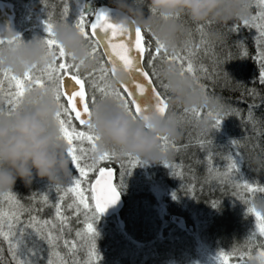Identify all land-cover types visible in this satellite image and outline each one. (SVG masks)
<instances>
[{
    "label": "trees",
    "instance_id": "1",
    "mask_svg": "<svg viewBox=\"0 0 264 264\" xmlns=\"http://www.w3.org/2000/svg\"><path fill=\"white\" fill-rule=\"evenodd\" d=\"M0 2L11 6L15 31L25 43L32 40L33 37L46 38L47 34L43 30L44 21L51 20L54 28L63 25V13L66 7L69 10L70 19L83 11L82 6L84 5L86 6L84 10H87L83 11L85 15L94 14L98 10L109 7V0H0ZM175 23L183 28L184 34L178 40L175 51L167 52V55L172 56L173 54H180L186 58H191L196 69V75L199 79H193L192 76L187 73L185 75L194 82L195 86L200 89L202 94L216 101V106L211 111L217 110L221 104L231 105L233 109H239L243 119L240 115H233L223 120L225 125H227L226 127L229 128L227 121L233 117L238 118V128L232 132L229 130L226 131L225 135H228L227 139L223 138L221 141L215 135H204V138H201L194 135L196 129L189 121L185 120L181 110L176 109L177 114L181 118V136L175 141L168 139L166 142L161 141L162 150L169 153L167 160L162 162V165H144L141 160L132 157H120L113 160L110 164L107 162L104 164L105 167H111L115 170V185L124 201V207L117 215L122 221V233H118L116 229H102L99 224L94 222L97 235L95 237L84 235V227L89 218L84 215L81 217L80 215L79 220H77L72 216L71 211L66 210L65 214L71 218V227L73 229L70 234L66 233V236L75 238L78 247L70 253L68 249L64 247L63 239L59 241L58 245L50 247L46 241L32 234V229H27L31 236L30 238H26L25 243L29 247L34 243L42 249L38 257L39 264H47L49 258L54 261V264H131L132 257L130 250H132V244L136 241L140 243L142 239L151 236L150 239H147L143 243V246L137 253L139 257H142L141 254L146 251V245L152 242V239L153 241L155 239L157 240V235L155 234L156 225L152 223L151 219H149L150 215H148L153 213L152 209L154 210L156 204L153 197L146 194V183L150 179L152 181L163 182L167 193L171 196L165 200L167 214L177 215L187 220V212H181L179 207L182 204V195L188 194L187 196H190V194L189 190L180 192L177 187L176 183L179 182L181 178H179L178 169L174 163L178 161L180 156L179 153H188L189 155H187L188 159H186V163H192L194 168L198 165H203L206 168V172H209L206 159L208 152L202 149L200 145V141L203 139L212 140V144L208 147H210L213 154L216 168L220 173H223L226 171V164L222 163L223 151L228 145H231L230 142L232 140H237V146L232 147L235 148V150L238 148V152H236L245 158L244 152L246 149L242 148V146L245 139L248 138L249 151L252 153V158L248 161H246V159L243 162L241 161L242 172L244 178L250 183L258 184L253 178H246V169L244 167L250 164L252 169H260L259 172L262 176L258 185L264 186V103H262V101H264V85L259 82L258 78L260 69L257 66L255 53L253 51L256 40L255 35H253L254 33L249 28H242L239 33L227 31L229 26L240 25L241 21L229 22L227 25L223 26L211 22L193 24L187 16H181ZM201 25L205 26L203 30L198 28V26ZM210 32L218 33V38H210ZM146 33V39L152 40L153 47H155L152 34L150 32ZM239 41H242L243 45L239 44ZM244 49H246V54H244ZM100 53L99 50L97 55ZM164 55L165 53L162 51L161 59L157 60L158 66L162 63H167L162 62ZM93 60L96 65L97 61L95 59ZM217 60L220 62L218 65L219 75L216 77V80L213 81L205 76V70L211 72ZM56 62L59 63L60 60L58 59ZM145 67L146 70L150 71L147 64H145ZM44 68L45 66L37 67L32 69V72L35 75H40ZM79 71L81 74L89 73L82 72L80 69ZM3 72L5 71L0 70V74ZM10 73L15 74L13 72ZM224 73H227L228 76L225 77ZM15 75L18 77L22 76ZM153 79H155V77ZM0 81L3 82V91H0V110H3L4 115H7V112L11 108L9 104V93L15 90V82H12L10 85L8 79L3 75H0ZM159 81L161 80L159 79ZM44 82L46 84L47 81L45 80ZM200 83L206 86V91L199 86ZM32 87L34 88V85H32ZM250 90H255V95H250ZM161 91H163V89H161ZM91 94L90 92V95ZM166 95L168 100V93ZM95 96L97 101L100 100L101 94L99 92H95ZM249 105H255L252 113L253 119H249L250 125L246 123L242 124V120L246 121L249 116ZM202 111L204 113L210 112L209 110ZM221 114L223 115V113ZM194 118L197 120L206 118L208 120L210 117L205 115L203 117ZM208 123H210L209 120ZM183 130H185V133H188V135H185ZM208 130L213 129L212 127H208L204 132ZM184 149H186V151ZM227 150L229 149L227 148L226 151ZM242 150H244V152ZM136 160H138V164L145 169L147 178L143 177L141 172L135 167L134 163ZM166 163L173 166L171 172L169 168L164 167ZM121 164L124 165L123 168H121ZM124 171L131 172L130 174L126 172L123 177L120 178V173ZM172 172L176 173L175 177L172 175ZM194 173H197V169H194ZM90 175L94 179L96 173ZM123 181H125V184L127 183V186L125 185L126 187L123 186ZM130 181L133 182L132 185L128 183ZM140 184H145V187L140 188L138 186ZM221 187L222 190L210 185L202 187L201 191L208 197L202 206L205 207L203 213L205 217L202 218V221L206 225L205 231L210 244L218 247V249L225 253H235L236 255L230 258V261L235 264L236 261L237 263L241 261V258L242 260H247L246 257L252 254V250L248 251L245 248L250 244L256 245L259 240H255V238L249 239L252 235V227L250 225L251 217L248 218L250 215L246 214V203L239 197L233 198V190L231 191L226 183H223ZM48 188L49 187L42 181H34L30 188H26L20 181H17L12 191L0 193V218L5 222L4 231H7L8 217L16 210L15 204L7 199L9 192L12 193L20 204L26 207L35 205L36 208L43 209L42 211L33 212L32 214L38 215L42 220H54L55 209L52 205L62 193L58 194L55 188L52 187V190L48 191ZM45 192H47L49 196L47 204H44L42 201V196ZM238 192H242V188L238 189ZM173 194H175V198H173ZM256 194L260 196L259 201L254 199L256 202L264 201V193L258 191ZM256 194L254 197H258ZM33 196H35V199H32ZM244 196L245 199H248L247 193H244ZM211 197H216L214 201L218 202L215 208L211 206ZM231 198L235 200L233 204L230 203ZM131 199L133 201H131ZM69 202H71L70 196L65 198L64 203L67 204ZM193 202L201 203L200 200ZM194 204L195 203H193V205ZM207 208L211 210V215L206 213L208 211ZM137 210L142 212L141 216L134 215ZM192 210H196L198 218L201 217L202 213H199V209ZM231 210L235 212L234 215L231 214ZM166 218L168 219L167 216ZM114 219L115 216L110 220ZM152 219H156V216L152 217ZM21 220L26 223L28 220V213H25L21 217ZM187 224H189L188 220ZM170 227L176 226L170 225ZM149 228H151V230L147 233ZM77 229L82 233V240L80 237H75V230ZM178 232L182 233V231ZM125 234L127 237H124ZM116 236H119V238L121 237V239H115ZM163 236L166 235L164 234ZM123 239L126 243H124ZM116 240L120 243H116ZM153 246L154 245H151V247ZM179 246V248H181V244ZM178 254H180V252ZM241 254H243V257H241ZM0 264H16L12 259L8 242L4 241L2 238H0Z\"/></svg>",
    "mask_w": 264,
    "mask_h": 264
},
{
    "label": "snow or ice",
    "instance_id": "2",
    "mask_svg": "<svg viewBox=\"0 0 264 264\" xmlns=\"http://www.w3.org/2000/svg\"><path fill=\"white\" fill-rule=\"evenodd\" d=\"M258 4L260 10L256 16H253L251 20H242L240 25L229 26L227 31L239 33L242 28L251 29L255 27L257 29L259 32L257 37L258 59L261 69L259 82L264 85V23H254L257 20L264 22V0H258ZM63 15V25L75 29L82 35L88 46L89 56L97 61L92 72L80 73L79 65L72 63L63 48L57 45L54 39V25L51 20H48L43 22V30L47 34L43 43L46 46L47 55L52 57L51 63L45 65L40 75H35L32 70L24 72L19 77L11 74L10 71L0 74L8 79L10 85L15 82V90L9 93L11 108L7 112V116H11L18 109L27 93L35 90L32 87L33 83L40 89L51 87L54 90L55 101L59 107L57 124L60 136L67 145L66 155L71 162L74 173L79 174L76 176L72 173V179L67 187L58 186L55 188L57 193L62 192L63 195H60L52 205L55 209L54 220H42L38 215L32 214L33 212L42 211V208H36L35 205L26 207L20 204L11 192L8 193L7 199L15 204L16 210L7 219V231H4L5 222L0 218V238L8 242L12 259L16 264H39L38 257L42 249L34 243L31 247L25 243L26 238L31 236L27 229H32V234L46 241L50 247L58 245L59 241L63 239L64 247L71 253L78 247V244L75 238L66 236V233L70 234L73 229L71 218L65 214V211H71L77 220H79L81 214L88 216L89 220L84 227V235L95 237L97 234L94 222L109 207L114 206L119 201L117 186L112 182L113 170L111 167L104 166L105 162L110 164L117 156L114 152L107 151L97 155L96 143L99 138L94 134L89 123L91 106L97 102L95 92L101 94L100 99H112L128 116L135 120L149 111H156L161 115L166 113L168 107L167 89L164 83L159 81L157 71V60L161 59L162 51L165 53L162 62L176 64L182 75L187 73L193 79H199L190 57L186 58L180 54L168 56L163 45L156 41L153 35L155 47H153L152 40L146 39V32L141 31L139 28L126 27L123 22H113L109 11L106 9L98 10L90 15H85L81 11L70 19L69 10L66 7ZM173 19L177 21L179 17ZM198 28L203 30L205 26L201 25ZM20 39V37H17L18 42ZM3 42V40H0V44ZM238 43L243 45L242 41ZM99 50H102V52L97 55ZM243 51L246 54V49ZM57 55L63 62H56ZM219 63V60H217L211 72L205 70V76L208 79L216 80L219 75ZM145 64H147L150 71L146 70ZM117 71L125 73L126 82L118 88L112 89L109 81ZM224 75L225 77L228 76L227 73H224ZM154 77L155 79H153ZM199 86L206 91V86L203 83H200ZM0 91H3L2 81H0ZM249 94L255 95V90H250ZM254 107L255 105H249L248 119L250 120L253 119ZM193 115L197 118L207 115L212 120V129L217 131L220 129L222 121L228 116L240 115L243 119L239 109H233L231 105L225 104L219 105L217 110L208 113L194 111ZM0 116H4L3 110H0ZM166 140L167 138L162 139L165 142ZM211 144V139L200 141L201 148L208 152L206 159L209 174L217 172V178L221 182L235 183L238 188L242 186V192H237L235 195L244 199V202L248 205L246 214L254 219L255 231L249 239L264 237V215L257 212L251 200L245 199L244 196V193L251 194L256 191L264 193V186L252 184L240 174L238 161H243V157L238 153L229 154L226 158L228 160L226 171L220 173L208 147ZM230 144L237 146L238 141L232 140ZM135 163H138V160ZM123 167L124 165L121 164V168ZM164 167L169 168L170 172L173 168L172 165L167 163ZM126 172L130 174L131 171L121 172L120 178ZM95 173H98V177L95 178V183H93V177L90 174ZM234 174L240 175L237 177ZM172 175L175 177L176 173L172 172ZM51 190V187H49L48 191ZM69 195L71 202L65 204V198ZM173 198H175V194H173ZM32 199H35V196ZM42 201L44 204L48 203L49 196L47 192L43 194ZM217 205L218 202L216 201L211 204L214 208ZM81 208L84 210L83 213H81ZM25 213H28L26 223L21 220ZM75 237L83 239L79 229L75 230ZM235 255V253L221 251L217 258V264H229L230 258ZM254 258L259 260V264H264V248ZM47 264H54V261L49 258Z\"/></svg>",
    "mask_w": 264,
    "mask_h": 264
},
{
    "label": "clouds",
    "instance_id": "3",
    "mask_svg": "<svg viewBox=\"0 0 264 264\" xmlns=\"http://www.w3.org/2000/svg\"><path fill=\"white\" fill-rule=\"evenodd\" d=\"M249 0H109L108 11L113 22L150 32L167 52H174L183 28L174 17L187 16L193 24L229 22L247 19ZM219 34L210 32V38ZM19 34L4 31L0 44V70L17 75L51 63L43 43L44 38L33 37L25 43ZM54 39L70 61L82 72H91L95 61L82 35L66 25L54 28ZM158 77L168 93V110L164 115L149 111L133 120L112 99H100L91 106L89 123L99 138L97 155L114 152L117 158L132 157L144 165L161 164L169 153L161 148L163 138L175 141L181 136L180 109L185 120L200 132L209 127L208 120L194 118V111L213 110L216 101L207 97L194 82L171 63L158 66ZM126 82V75L117 71L109 83L112 89ZM59 107L51 87L30 91L11 116H0V193L12 191L20 181L30 188L34 181L47 187L62 186L71 178V162L67 145L61 139L57 124ZM257 212L264 215V201L256 202ZM251 264H256L255 259Z\"/></svg>",
    "mask_w": 264,
    "mask_h": 264
},
{
    "label": "rangeland",
    "instance_id": "4",
    "mask_svg": "<svg viewBox=\"0 0 264 264\" xmlns=\"http://www.w3.org/2000/svg\"><path fill=\"white\" fill-rule=\"evenodd\" d=\"M85 5L82 6V10L83 11H87L84 10L85 9ZM260 10V6L258 4V0H249V5H248V9H247V19L251 20V18L253 16H256L257 12ZM82 11V12H83ZM242 21V20H239ZM254 23H264L262 21H255ZM255 35L256 40H255V44H254V53H255V59H256V63L257 66L260 69V61L258 59V44H257V37L259 36V32L257 31V29L255 27H252L250 29ZM60 60V62H63V60L57 55L56 57V61ZM261 70V69H260ZM260 73V72H259ZM259 78V77H258ZM46 80V79H45ZM47 83V82H46ZM34 85V89H40L38 88L35 84ZM210 121L209 123V127H211L212 124V120L211 118L208 119ZM239 119L238 118H230V120L227 121V124H229V128H227L225 125V122L222 121L220 129L217 130H208L207 132H200V131H195L196 133L194 135H197L201 138H204L203 136H211V135H215L217 136L220 141L224 138L227 139L228 135L226 134V131H235L238 126H239ZM251 124L249 119L247 118L246 121L242 120V124ZM186 130V129H185ZM185 130H183V132L185 133ZM185 135H188V133H185ZM210 148V147H209ZM229 149L226 151V149ZM227 148L223 151L224 155H222V163L226 164L228 163V160L226 159L230 153H237L238 152V148H233L232 145H228ZM242 148L246 149V151L244 152V150H242L245 153V158H243V161L246 159V161H248L250 158H252V153L249 151L250 147H249V139L246 138L245 142L242 146ZM186 151V149H184ZM237 151V152H236ZM179 159L176 163H174V165L177 167L178 169V175L179 178H181V180L179 182L176 183L177 187L179 188L180 192H184L189 190V194L190 196L182 195V204L180 205V211L181 212H187V216H188V223L187 224V220H185L184 218L177 216V215H169L167 214V209L165 206V200L168 199L169 194L167 193V190L163 184V182L160 181H152L151 179L146 183V194H149L153 197V199L155 200V208L154 210L152 209V214H148L150 215L149 219H151L152 223L154 225H156V232L155 234L157 235V240L155 239L152 242L148 243L146 246V251H144L141 255L142 257H139L137 255V253L139 252V250L141 249V247L143 246V243L147 240L150 239L151 236H148L147 238L142 239V241L139 242H134V244H132V250H130L131 252V264H217V258L219 256V253L221 252L220 249H218V247L212 246L210 244V242L207 239V235H206V225L203 223L202 218H204L205 216L203 215L204 211H205V207H202L204 204V201L208 199V197L206 196V194L204 192H202V187L203 186H214L215 188L221 189L222 190V185L223 182H221L218 178H217V172H212L211 174H209V172H206V168L203 165H198L197 167L194 168V166H192V163H186V159H188L187 155H189L188 153H179ZM242 161V162H243ZM239 163V168H240V174L244 177V174L242 172V163L241 161H238ZM135 167L138 169L139 172H141V174L143 175V177L147 178V173L145 171V169L139 165L138 163H134ZM246 169L245 171V176L246 178H253L254 181L256 183L259 184L260 178H261V173L259 172L260 169H252V167L250 166V164L246 165L244 167ZM71 169H72V173H74V169L71 165ZM194 169H197V173L198 175H196L194 173ZM182 173V175H181ZM76 176H78V173H74ZM240 174H234L237 177ZM145 178V179H146ZM72 179V176L70 179H68L61 187H67L68 184L70 183ZM129 184H133V182H128ZM208 183V184H206ZM198 184V186H197ZM217 184V185H215ZM127 183L125 184V181H123V186L126 187ZM227 187L232 191L233 190V198L237 197L235 195V193L238 192V189H241L242 186L240 188H238L236 186L235 183L229 182L226 183ZM140 188H144L145 184H140L138 185ZM197 187V188H196ZM230 191V192H231ZM258 191L248 194V199L251 200L252 204H255L256 201L254 199H257L258 201L260 200V196L258 194H256ZM62 193V192H61ZM59 194V193H58ZM257 195L258 197H254V195ZM63 195V193H62ZM70 196V195H69ZM231 196V195H230ZM71 198V197H70ZM189 198V199H187ZM215 198L211 197V202L214 201ZM200 200L201 203L199 202H193V201H197ZM231 202L233 204V202L235 201L234 199H230ZM131 201H133L131 199ZM244 201V199L242 200ZM193 203H195L193 205ZM247 205V204H245ZM248 207V205H247ZM192 209H199V213L201 214V219L197 217V212L196 210H192ZM207 212L209 215H211V210L209 208H207ZM83 209L81 208V213H83ZM154 214V215H153ZM231 214L234 215L235 212L233 210H231ZM83 214H81L82 217ZM135 216H141L142 212L140 210H137L136 213L134 214ZM73 216V215H72ZM85 217H88L86 215H84ZM156 216V219H152V217ZM166 216L168 217V219L166 218ZM180 217L182 220L181 225L174 223L173 221H170L169 218L170 217ZM74 217V216H73ZM251 216H249L248 218H250ZM89 218V217H88ZM99 216V218L95 221L97 224H99L102 229L104 228H108L110 230H117L118 233H122V221L118 216H115L114 220H110L109 219H103ZM100 220V221H99ZM251 223V227H252V233L253 231H255L254 229V219L253 217H251L250 219ZM187 224V225H186ZM170 225H175L176 227H170ZM183 225V226H182ZM185 225V226H184ZM184 227V228H181ZM151 230V228H149L148 232ZM178 231H182V233H179ZM165 232V233H164ZM153 233V231H152ZM166 236H163L164 234ZM152 235V234H151ZM124 237H127V235L125 234ZM123 237V238H124ZM143 237V236H142ZM115 239H121V237L119 238V236H116ZM256 240V239H255ZM259 242H257L256 245H248L245 249L248 251L252 250V254H250L249 256H247V260H242L239 261L237 263V261L235 262V264H251V261L253 259H255L254 257L258 256L259 251L262 250V248H264V237H260L258 238ZM124 243L125 240L123 239ZM116 243H120L118 240H116ZM181 244V248H179ZM151 245H154L153 247H151ZM155 249V250H154ZM180 252V254H178ZM243 257V256H241ZM253 257V258H250ZM256 264H259V260L255 259ZM229 264H233V262H229Z\"/></svg>",
    "mask_w": 264,
    "mask_h": 264
},
{
    "label": "water",
    "instance_id": "5",
    "mask_svg": "<svg viewBox=\"0 0 264 264\" xmlns=\"http://www.w3.org/2000/svg\"><path fill=\"white\" fill-rule=\"evenodd\" d=\"M104 9L107 10L108 7L104 8ZM10 15H11V12H10L8 7L6 8L5 6H2V7L0 6V37H3V35H1V32L5 31L6 29H10V30L13 31V27L11 25V22L9 21V16ZM100 51L102 52V50H100ZM112 170H113L112 182L115 184V171H114V169H112ZM97 177H98V173L96 174V176L92 180L93 183H95V178H97ZM119 197H120L119 201L114 206L109 207L105 211V213L100 215L103 219H109V218H111L113 216L118 215L122 211V209L124 207V202H123V199H122V196H121L120 192H119ZM169 220L173 221L174 223H177L179 225H181V222H182L181 218L177 217V216L170 217Z\"/></svg>",
    "mask_w": 264,
    "mask_h": 264
},
{
    "label": "flooded vegetation",
    "instance_id": "6",
    "mask_svg": "<svg viewBox=\"0 0 264 264\" xmlns=\"http://www.w3.org/2000/svg\"><path fill=\"white\" fill-rule=\"evenodd\" d=\"M0 6H5V4H4L3 2H0ZM6 8H7V7H6ZM9 19H10V16H9ZM9 21H11L12 24H13V18H11ZM3 32H4V31L1 32V35H4ZM2 33H3V34H2ZM0 39H3V37H0Z\"/></svg>",
    "mask_w": 264,
    "mask_h": 264
}]
</instances>
